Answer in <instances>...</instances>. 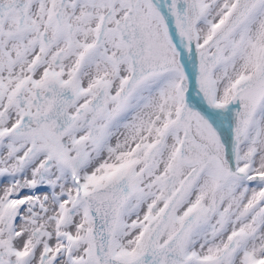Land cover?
<instances>
[{
	"label": "snow or ice",
	"instance_id": "obj_1",
	"mask_svg": "<svg viewBox=\"0 0 264 264\" xmlns=\"http://www.w3.org/2000/svg\"><path fill=\"white\" fill-rule=\"evenodd\" d=\"M0 264H264V0H0Z\"/></svg>",
	"mask_w": 264,
	"mask_h": 264
}]
</instances>
